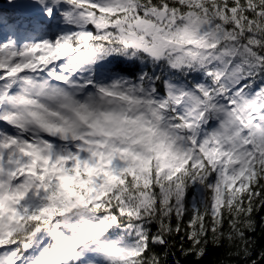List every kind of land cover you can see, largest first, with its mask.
I'll list each match as a JSON object with an SVG mask.
<instances>
[{"label":"snow or ice","instance_id":"snow-or-ice-1","mask_svg":"<svg viewBox=\"0 0 264 264\" xmlns=\"http://www.w3.org/2000/svg\"><path fill=\"white\" fill-rule=\"evenodd\" d=\"M192 258L264 261V0L0 2V264Z\"/></svg>","mask_w":264,"mask_h":264},{"label":"trees","instance_id":"trees-1","mask_svg":"<svg viewBox=\"0 0 264 264\" xmlns=\"http://www.w3.org/2000/svg\"><path fill=\"white\" fill-rule=\"evenodd\" d=\"M0 2H3V0H0ZM257 259H259V257H257ZM195 262V258H192V261L190 262V264H194ZM201 264H204V262H201Z\"/></svg>","mask_w":264,"mask_h":264},{"label":"water","instance_id":"water-1","mask_svg":"<svg viewBox=\"0 0 264 264\" xmlns=\"http://www.w3.org/2000/svg\"><path fill=\"white\" fill-rule=\"evenodd\" d=\"M261 264H264V261H261Z\"/></svg>","mask_w":264,"mask_h":264}]
</instances>
